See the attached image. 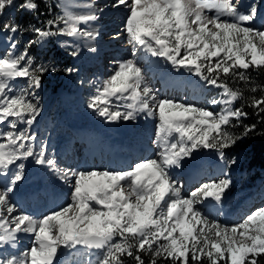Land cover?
I'll return each mask as SVG.
<instances>
[{
  "label": "snow or ice",
  "instance_id": "obj_1",
  "mask_svg": "<svg viewBox=\"0 0 264 264\" xmlns=\"http://www.w3.org/2000/svg\"><path fill=\"white\" fill-rule=\"evenodd\" d=\"M14 4L0 0V17ZM121 6L127 9L124 32L133 53L162 58L177 71L220 89V98L210 101L219 110L161 98L145 82L136 60L119 61L88 107L108 122L133 121L141 113L157 118L156 158L128 170L59 169L48 157L47 145L37 146L30 131L43 110L37 90L44 75L57 69L36 63L29 53L36 41L16 53L14 34L21 25L14 18L0 23V31L13 34L10 50L0 56V264H57L63 249L78 246L100 250L95 264H126L125 257L146 264L142 253L150 254L149 264L161 259L165 264H264V208L238 224L221 223L201 206L209 198L220 202L230 179L203 183L185 196L172 175L199 150H214L225 160L226 149L256 130V124L243 125L239 135L228 130L236 126L233 121L240 124L249 115L243 104L233 106L243 93L229 85V77L249 81V69H264V30L252 23L256 6L242 10L239 0H112L103 8L86 4L88 11L81 14L65 8L46 27L32 30L41 41L63 35L91 43L100 33L82 26L97 21L105 9ZM19 7L37 13L40 5L23 0ZM18 79L27 87L17 88ZM248 106L264 121V94L252 96ZM29 158L57 172L71 187L70 202L39 218L14 199ZM228 163L235 164V157ZM22 234L32 237L31 246L4 254L5 248H17Z\"/></svg>",
  "mask_w": 264,
  "mask_h": 264
},
{
  "label": "rangeland",
  "instance_id": "obj_2",
  "mask_svg": "<svg viewBox=\"0 0 264 264\" xmlns=\"http://www.w3.org/2000/svg\"><path fill=\"white\" fill-rule=\"evenodd\" d=\"M86 3H92L95 5L96 8H103L105 4H111L112 0H84ZM251 5H255L257 8V12L260 10L261 7H264V0H250ZM59 7L60 9L57 13L50 15L47 20L53 19L58 15H62L65 7L63 0H59ZM18 4L17 0H15V4L12 7H9L4 16L0 17V23L9 20L10 18H14V15L18 11ZM248 8H242V10H247ZM13 10V11H12ZM88 11V9L86 10ZM208 15H214V12L207 13ZM127 16V9L124 7L119 8H107L105 11L100 14V20L105 25L106 29L110 26L112 29L121 28L124 31V24ZM16 23L20 24L17 19H14ZM120 21V22H119ZM253 25L261 30H264V20H254ZM32 27L28 31L20 30L15 35V40L18 41L17 48L15 49L16 53L21 52L25 46L29 45V42L34 39L38 40L35 32L31 30L33 26L35 27H46V21H38L37 24L31 25ZM116 30L107 31L111 37L116 36ZM28 32V33H27ZM34 32V33H33ZM102 32V30H101ZM106 32V31H104ZM32 34H34L32 36ZM13 35L11 33L5 34L3 31H0V56L6 54L7 51L10 50V40L9 36ZM106 36V35H105ZM122 37H127L126 35H122ZM82 39V38H81ZM84 40V39H83ZM85 41V40H84ZM87 42V41H86ZM92 48L99 46L102 48L110 47L111 45L118 46L119 48L115 49H107L104 52L103 57L98 61V64L94 65L93 68L91 66H87L88 55L84 56L85 52H90L89 50L84 51L85 45L80 44L79 42H74L71 37L63 36V35H56L55 37H49L43 41L38 40V48L35 49L37 53H30L31 56L35 58L36 63L44 64L49 67H53L57 69V71H49L46 73L42 80V87L37 90L40 96L41 105L43 110L40 115L41 125L36 129L35 127L30 130L31 132L35 133L36 141H41L40 143H36L37 146L40 144L47 145V153L50 159H54L55 162L60 157V150L62 147L65 146L68 137H70L66 128H68L69 123V114L71 110L66 105L65 97H69V99H79L81 98L85 104H89L90 99L92 96L96 94V90L98 87L101 86L103 81L107 80L111 74H113L114 70L117 67V63L119 61L133 59L136 60L139 66L143 70V76L145 82L152 87L155 91L157 96L161 98H165L166 94L162 91L165 89H160L161 85L159 80H157L158 76H155V83L152 85L150 81L152 80L151 77H148V74H151L150 70L160 64L161 62L166 63V65L171 66V64L165 61L162 58L159 59L154 63H149L146 60L140 61L138 60L142 52L133 53V46L128 43V38H123L121 40H113L110 39L108 41H104L103 38L99 37L96 38L95 41L89 43L87 42ZM122 48V49H121ZM88 49V48H87ZM110 51L111 54L108 52ZM76 53L73 55V53ZM57 53L64 54V61L68 64L64 65H57L54 62V59L57 56ZM94 54V53H92ZM138 54V55H137ZM138 56V57H137ZM112 61L110 64L109 62ZM100 62H104L102 68H100ZM155 64V65H153ZM73 68L74 71L68 73L64 71L65 68ZM147 72V73H146ZM154 78V77H153ZM192 97H188L187 93H179V97L175 98V100L184 101L187 103L195 104L201 107H207L210 110L218 111V105L210 104V101L213 98H220V89L215 87L209 86L205 84L198 76H196V81L194 82ZM14 84L17 88L27 87V83L24 79H18L14 81ZM61 86L64 89L61 92H56L54 86ZM201 96V98H199ZM83 97V98H82ZM235 107V103L233 105ZM153 120H149V116L146 113H141L136 120L133 121H118L120 122L121 126L133 125V131L139 132L142 136H146L144 129H141L144 126H149L151 122H155L158 124V119L153 117ZM18 127L23 128L26 125H19ZM32 127V126H31ZM157 129V127H156ZM156 133V130H155ZM67 135V137H66ZM63 141V142H62ZM61 143L63 145H61ZM62 146V147H61ZM234 146V145H233ZM201 154L205 152H215L214 150L210 149H203L199 150ZM59 154V155H58ZM197 152L194 153L193 158L187 159L183 166L180 168H176L173 170L172 175L174 179L181 185L183 183L182 179L190 170V165L195 159ZM226 154V153H225ZM146 157L142 160L149 159L148 153H146ZM233 157L236 159L235 164H230V161ZM247 157L248 153L243 148L241 150H237L232 154H226V160L222 163L223 172H218L215 168V165L206 166L205 169L210 171L209 176H206L204 182L207 183L213 180H221V179H230L231 184L227 192L223 195V203L218 206L216 203L210 200H206L205 203L201 206L202 211H204L210 219L219 220L221 223L228 224V225H235L240 222L249 214L254 212L259 208H264V179L262 176H259L258 173L255 171H250L247 165ZM73 164L69 165V163L64 164L67 169L71 170H80L78 169L79 158L76 154L73 156ZM219 160H221L219 158ZM222 161V160H221ZM25 163V177L30 174L32 177V185H39L41 181L42 184L45 183L47 180L46 175L49 174V169L47 166L44 169V165H38L34 162V159L29 158L28 160L24 161ZM33 170H37L34 173H31L30 166ZM103 164L106 166V160H103ZM136 164V163H135ZM134 164V165H135ZM100 163L98 162L96 166H99ZM133 165V166H134ZM218 165V163L216 164ZM72 167V168H71ZM132 167V166H131ZM212 167V168H209ZM129 169V168H128ZM126 169V170H128ZM108 170H114V167L109 168ZM44 171V174L40 175ZM188 171V172H187ZM215 172V174H214ZM186 186L182 188L183 195L187 196L192 191H185ZM239 192H249L247 198L248 200L245 202L243 209L241 212H235L232 214L228 209L229 204L233 201V196H236ZM236 194V195H235ZM251 198V199H250ZM70 202V201H69ZM249 204L247 205V203ZM68 203V202H67ZM22 209H26V204H19ZM57 210V209H56ZM41 217V216H39ZM32 237L29 235H23L20 237V242L18 244V249L16 251L10 249H3L4 254H8L9 252H14L18 254L19 252L23 251L25 248L31 246ZM63 250H65L63 252ZM59 254L58 257H62V254H66L64 258H66V264H89L91 260L93 264L101 255L100 250L94 251L93 249H87L83 247H77L76 249H63Z\"/></svg>",
  "mask_w": 264,
  "mask_h": 264
},
{
  "label": "bare ground",
  "instance_id": "obj_3",
  "mask_svg": "<svg viewBox=\"0 0 264 264\" xmlns=\"http://www.w3.org/2000/svg\"><path fill=\"white\" fill-rule=\"evenodd\" d=\"M64 7L69 11L74 12L76 14L86 13L87 8L84 5L88 4L84 2V0H63ZM239 3L242 6H246L249 3V0H239ZM13 11V10H12ZM264 7L260 8V12L257 13L256 19H261L264 16ZM39 17V16H38ZM17 22V21H16ZM120 22V21H119ZM103 22H101L100 18L97 21L90 22L88 25H83L82 27H87L89 29H94L100 33L97 37H101L104 41H108L110 39H114L109 35L107 31H115V34L119 33V40L127 37H122V35H126L121 28L116 27V29H112L110 26L106 29ZM102 30V32H101ZM106 31V32H104ZM106 35V36H105ZM74 42H79L80 44H84L86 48L84 51L89 50L90 52H85L84 56L88 55L87 66L95 65V60L101 58L104 55V51L102 47L96 46L92 48L83 38H74L71 37ZM88 48V49H87ZM119 48L118 46L111 45L109 49ZM94 53V54H92ZM109 54L110 51L108 52ZM138 55V54H137ZM138 57V56H137ZM157 57H153L148 53L142 52L139 59L140 61L146 60L149 63H153ZM159 59H157L158 61ZM153 61V62H152ZM112 61L109 62V64ZM155 65V64H153ZM93 67V66H92ZM151 74H148V77H151L152 80L150 83L152 85L155 83V76H158V80L160 82V89H167L163 91L166 96L165 98L175 99L179 96V93L176 92V88L170 86V82L173 78H177L181 83H188L190 86V90L193 91L192 84L196 81V75L190 74L183 69L177 71L175 68L166 65V63L161 62L157 66L153 67L150 70ZM147 73V72H146ZM154 77V78H153ZM83 98V97H82ZM66 105L71 110L69 114V123L68 128L66 130L70 134L71 131H79V136L73 134L69 137V140L65 146L62 147L60 152V157L56 161V166L59 169H67L64 164L69 163V165L73 164L72 157L75 154L84 156L87 155V152L92 149L104 150L107 157H103V153H101L100 165L96 166V164H89L88 166H82L83 158L80 159L79 165L80 170H105L111 167H114V170H126L133 166L135 163H139L141 159H144L148 153L149 159L156 158L157 153L159 152V148L155 143V130L157 124L155 122H151L149 126H144L141 129H144L146 136H142L139 132L133 131V125L121 126L120 122H108L103 117L99 116L93 109L89 108L84 101L79 99H69V97H65ZM152 116H149V120H153ZM40 116L37 118V121L32 125L36 129L41 125ZM84 138V144L82 147L79 146L80 138ZM88 143V146L84 145ZM63 142V141H62ZM110 151V152H109ZM100 153H97L98 156ZM59 155V154H58ZM130 155V161L124 164V160ZM133 162V158H136ZM107 160L106 166L103 164V160ZM104 160V161H105ZM226 160V159H225ZM225 160H219V156L217 152H205L201 154L197 152L195 159L190 165V170L186 176L182 179L183 183L181 184L183 187L186 186L185 191H193L194 189L200 187L204 182L206 176H209L210 171L205 169L206 166L215 165V168L218 172H223V165ZM98 160H96L97 163ZM218 163V165H216ZM108 165V166H107ZM30 168L32 167L29 164ZM46 166H44V169ZM72 168V167H71ZM34 173L37 170H29V172ZM73 171H76L75 169ZM44 174V171L40 173V175ZM206 175V176H205ZM32 177L30 174L25 177V179L18 185L17 190L18 193H23L24 189H30L29 194L33 195L32 199L25 198L23 201L27 205V208L24 210L36 217L45 215L50 211L56 210L62 205H65L70 201L71 187L69 183L63 181L57 172L52 170L49 171V174L46 175L47 180L44 184L41 181L39 185H32ZM182 187V188H183ZM229 187L225 190L227 192ZM183 191V190H182ZM224 192V193H225ZM250 194L249 192H239L236 196H233L232 203L229 204L228 209L232 214L235 212L239 213L242 211L245 202L248 200L247 196ZM61 195V198L58 199V196ZM18 203L20 200L14 198ZM62 199V200H61ZM251 199V198H250ZM208 200L213 201L218 206L223 203V198L220 202H216L214 199L209 198ZM61 201L63 202L62 204ZM249 202L247 203V205ZM23 210V209H22ZM25 234H22L23 236ZM10 249V248H7ZM18 249H10L16 251ZM64 259L59 257L57 259V264H59L60 260Z\"/></svg>",
  "mask_w": 264,
  "mask_h": 264
},
{
  "label": "trees",
  "instance_id": "obj_4",
  "mask_svg": "<svg viewBox=\"0 0 264 264\" xmlns=\"http://www.w3.org/2000/svg\"><path fill=\"white\" fill-rule=\"evenodd\" d=\"M23 0H18V7ZM39 9L37 13L29 12L26 10L18 8L17 13L14 15V19H17L20 22L21 29L23 31H28L33 24H37L38 21H46L47 17L53 15L57 12L58 9V1L57 0H38ZM39 16V17H38ZM32 30V29H31ZM28 33V32H27ZM34 33V32H33ZM34 35V34H33ZM34 37V36H33ZM32 41H36L29 47V51L31 53H37L35 49L38 48V41L33 38ZM64 59V55H59L54 59V62L61 63ZM63 63V62H62ZM245 75L250 77L249 81H241L238 77L233 78L229 77V85L233 87V89H239L243 95L242 97L235 102V107H239L241 104L244 105V110L249 113L248 117L243 119L242 123L237 124L236 121H233L235 127H230L228 130L236 133L237 135L243 132V125H251L256 124V130L250 133L248 136L244 137L237 141L234 146L229 147L225 150L228 154H232L237 150L245 149L248 153L247 157V165L250 171H255L256 173L264 172V121L260 119V116L256 114L257 110L249 107L250 98L252 96L259 97L264 94L259 89L260 87H264V69H249ZM252 87H257L258 90L253 93L251 91ZM58 89V88H57ZM264 116V113L260 114ZM143 258L145 259L146 264L150 262V254L142 253ZM126 264H135V261L131 258L125 257ZM159 264H165V262L161 259Z\"/></svg>",
  "mask_w": 264,
  "mask_h": 264
}]
</instances>
